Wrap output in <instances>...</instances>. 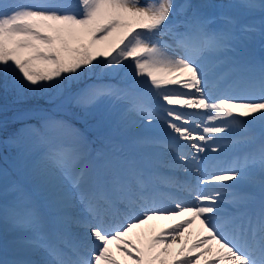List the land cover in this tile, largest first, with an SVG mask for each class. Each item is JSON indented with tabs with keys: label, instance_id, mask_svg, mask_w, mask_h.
I'll list each match as a JSON object with an SVG mask.
<instances>
[{
	"label": "snow or ice",
	"instance_id": "6c2138e0",
	"mask_svg": "<svg viewBox=\"0 0 264 264\" xmlns=\"http://www.w3.org/2000/svg\"><path fill=\"white\" fill-rule=\"evenodd\" d=\"M257 37L264 50V0H0L5 91L43 93L101 66L131 69L124 87L68 90L67 106L89 116L105 100L121 103L118 129L159 122L165 137L125 146L110 131L96 150L86 121L22 113L17 120L34 123L6 134L0 120V145L15 153L0 166V264H168L161 257L174 244L171 264H264ZM149 145L165 158L146 161L138 150ZM178 217L140 246L137 229ZM196 221L203 234L189 244Z\"/></svg>",
	"mask_w": 264,
	"mask_h": 264
},
{
	"label": "rangeland",
	"instance_id": "374dc122",
	"mask_svg": "<svg viewBox=\"0 0 264 264\" xmlns=\"http://www.w3.org/2000/svg\"><path fill=\"white\" fill-rule=\"evenodd\" d=\"M75 2V0H73ZM197 3H208V4H219L227 2V0H194ZM255 47H261L259 39H255ZM99 59V57H98ZM95 63V62H94ZM129 73L131 69H125L123 72ZM120 74V70L108 71L104 69L103 66L97 68L95 72L86 73L78 81H65L64 87L60 90H48L43 93H27L24 95H17L14 91H5L3 88V78L0 77V120H5L7 122H14L12 125L7 123V133L11 134L18 129H21L25 123H34V120H17L16 117L22 113H30L35 116L40 111H49L55 113L63 118H67L78 128L85 127V121L92 125L89 129V139L93 141L92 147L96 150L104 148V144L101 142L103 136H94L100 132L104 131L102 129L111 127L110 112L113 105L116 102H109L107 100L101 102L99 106L94 110L92 115L84 116L79 108L77 111L71 107L67 106L66 93L68 90L72 92L78 91L80 88L86 85L92 84H102L101 81L112 83ZM17 75H19L17 73ZM119 83L115 87L126 86L128 80L120 79ZM114 83V82H113ZM117 106V105H116ZM93 135H92V134ZM96 133V134H94ZM5 133H0V139H3ZM96 139V140H95ZM7 152H6V151ZM15 155L12 149L5 148L0 145V166H4L5 158L9 161Z\"/></svg>",
	"mask_w": 264,
	"mask_h": 264
},
{
	"label": "bare ground",
	"instance_id": "6f19581e",
	"mask_svg": "<svg viewBox=\"0 0 264 264\" xmlns=\"http://www.w3.org/2000/svg\"><path fill=\"white\" fill-rule=\"evenodd\" d=\"M256 39H259V37H257ZM255 45H256V42L254 40L253 42H251V47H252L255 55L257 57L264 55V50H262L261 47L260 48L257 46L255 47ZM98 47L101 48V50H103L102 45H99ZM99 59H103V57H99ZM120 79L129 80L128 74L125 73V71L124 72L120 71L119 76L115 80H113L114 83L112 82V84L119 83L118 80H120ZM123 108H124L123 104L115 103L111 109V112H110V116H111L110 119L112 122L111 127H107V128L102 129L104 131L96 132L98 134L94 133V134H96L94 136H98V135L103 136L101 142L104 144V146H105L104 137L110 131H111V135H112L113 139L118 143L124 144L125 146H127L128 142L130 140V137H132V136L148 138L151 140H159L153 136V134H157V133L163 134V124L159 123V122H154L151 126L147 125L146 122L143 125H140L139 123H137V126L131 130V133H128V132L124 131L123 129H118L117 124L119 123L120 113L123 111ZM138 151L142 154L144 159L146 161H149V162L159 160V159H164L165 155H166L164 149L162 147H157V146H150V145L144 146V147L140 148ZM222 154H221V158L223 161H225L224 159L226 157L229 158L228 161L232 158L231 152L226 151L225 153H222ZM211 155L216 156V153H212ZM184 218H186V217H183V218L178 217L175 219L160 218V219H153L152 221L146 223L142 228L136 230V232L139 234L140 246L143 248H146L153 235H155L157 232H159L161 230L169 228V226L171 224H174V223L178 222V220L184 219ZM202 234L203 233H202L200 223H199V221H196L192 226L189 227V229L185 233L183 239L186 240L187 243L190 244L192 240L198 238ZM11 238L12 237L10 234L8 239L10 240ZM0 243H2V237H0ZM180 247H181L180 244H174L172 246V249H171L172 255H169L166 257H161V259H164L168 262V264H171L172 258L178 252ZM215 247L216 246L213 245L214 250H215ZM117 258L122 259V257L119 254H117ZM204 259H205V257H201L199 264H203ZM130 264H131V262H130ZM155 264H160V259H157L155 261Z\"/></svg>",
	"mask_w": 264,
	"mask_h": 264
},
{
	"label": "trees",
	"instance_id": "16d2710c",
	"mask_svg": "<svg viewBox=\"0 0 264 264\" xmlns=\"http://www.w3.org/2000/svg\"><path fill=\"white\" fill-rule=\"evenodd\" d=\"M76 111H77V108L76 107H73ZM9 125H12L14 122H12V121H9V122H7ZM4 138V137H3ZM6 151V150H5ZM7 152V151H6Z\"/></svg>",
	"mask_w": 264,
	"mask_h": 264
}]
</instances>
